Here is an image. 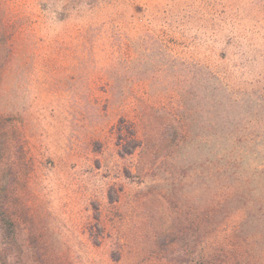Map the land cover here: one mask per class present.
<instances>
[{"label": "rangeland", "instance_id": "1", "mask_svg": "<svg viewBox=\"0 0 264 264\" xmlns=\"http://www.w3.org/2000/svg\"><path fill=\"white\" fill-rule=\"evenodd\" d=\"M0 5L13 32L4 94L35 159L29 203L49 264H235V199L220 204L224 179L205 181L190 152L214 163L235 149V99L264 75V2ZM172 117L188 145L141 166L134 139Z\"/></svg>", "mask_w": 264, "mask_h": 264}, {"label": "trees", "instance_id": "2", "mask_svg": "<svg viewBox=\"0 0 264 264\" xmlns=\"http://www.w3.org/2000/svg\"><path fill=\"white\" fill-rule=\"evenodd\" d=\"M12 36L9 14L0 5V264H49L42 239L35 233L37 224L29 203V182L36 169L35 159L23 131L14 121L12 96L9 92L4 94L13 53ZM252 87V96L235 99L238 108L235 149L224 154L226 148L217 152L214 163L198 153L204 146L194 145L190 152L195 159L196 153L200 155L198 161L203 158L200 174L205 181L208 177L224 179L226 193L220 194V204L235 199V249H230L232 254L235 252V264H264V75ZM247 110L252 115L249 121L243 117ZM245 131L252 137H236ZM186 145L184 126L172 117L170 122H161L158 129H147L140 141L134 139L136 149L129 154L138 148L141 166L146 168L147 158L161 161ZM216 257L219 255H206L203 262L219 264Z\"/></svg>", "mask_w": 264, "mask_h": 264}]
</instances>
